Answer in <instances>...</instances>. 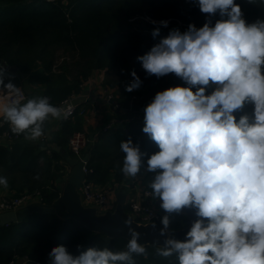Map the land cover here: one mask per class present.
I'll return each mask as SVG.
<instances>
[{
  "label": "clouds",
  "instance_id": "1",
  "mask_svg": "<svg viewBox=\"0 0 264 264\" xmlns=\"http://www.w3.org/2000/svg\"><path fill=\"white\" fill-rule=\"evenodd\" d=\"M196 2L206 14L202 27L173 29L137 57L148 76L174 74L182 84L158 91L143 109L142 132L158 150L149 154L131 138L122 140L120 171L133 179L142 169L152 174L149 194L164 213L158 231L163 243L153 244L157 256H175L178 264H264V19L248 22L236 0ZM151 35L160 36V28ZM6 75L0 65V126L7 124L12 134L46 139V122L71 114L47 96L26 98ZM131 76L129 93L143 83L135 71ZM0 186L8 188L7 177L0 176ZM188 214L193 219L178 239L173 220ZM124 223L130 238L123 250L77 245L74 254L59 245L48 253L49 264L147 258L141 233L130 219Z\"/></svg>",
  "mask_w": 264,
  "mask_h": 264
},
{
  "label": "trees",
  "instance_id": "2",
  "mask_svg": "<svg viewBox=\"0 0 264 264\" xmlns=\"http://www.w3.org/2000/svg\"><path fill=\"white\" fill-rule=\"evenodd\" d=\"M236 3L241 5L247 21L264 19L262 0ZM142 14L156 19L176 18L198 28L206 21L196 0H0V65L8 68L5 82L11 79L15 85L40 87L43 96L56 106L81 93L95 71L106 75L119 71L126 79L132 77V71H142L149 80L139 88L142 93L149 90L150 81L166 83V88L182 84L174 74L157 79L143 70L137 57L167 35L153 38L152 26L147 21L142 27L135 26L133 18ZM216 19L218 15L213 23ZM61 50L72 52L77 57L75 62L59 67ZM121 92L129 94L125 88ZM137 102L148 103L144 99ZM84 121V115L78 113L63 119L47 143L67 147L69 155L74 156L68 142L75 132L84 131ZM6 130L7 126L0 127V135ZM129 138L149 154L158 150L142 132L141 124H126L101 133L85 150L90 154L88 178L96 185L122 184L126 180L120 171L124 154L119 144ZM66 159L63 152L52 147L44 149L41 142L27 141L23 136L0 144V176L7 177V189L11 192L7 198L39 195L42 203L51 204L61 193L57 180L65 174ZM135 179L142 180L148 188L152 174L142 169L136 178H131ZM158 209L161 217L164 213L159 206ZM125 210L131 211L128 203ZM190 222L188 215L175 217L172 227L181 230ZM126 243L125 238L91 231L69 217L34 212L23 220L0 225V264H49L48 253L59 245L75 254L77 245L85 249L95 245L123 250ZM146 247L149 255L134 257L136 264H178L175 256H157L153 244Z\"/></svg>",
  "mask_w": 264,
  "mask_h": 264
},
{
  "label": "built area",
  "instance_id": "3",
  "mask_svg": "<svg viewBox=\"0 0 264 264\" xmlns=\"http://www.w3.org/2000/svg\"><path fill=\"white\" fill-rule=\"evenodd\" d=\"M8 69V68H6ZM23 90V89H22ZM25 97H31L32 95L23 90ZM97 97L106 101L111 108V117L109 121L93 136L88 138L84 131L75 132L68 142V148L74 154V157L82 159L86 154L85 148L88 143L94 144L101 133H107L112 129L118 128L126 124L137 123L143 125L144 107L146 105H138L140 97L136 93H132L130 101L124 103L120 100L116 90L109 86H104L101 92L97 94ZM58 107L70 108L71 114L68 116H74L75 114L86 115L87 108L85 105L79 104L76 99V95H72L65 101L61 102ZM250 111V109H249ZM2 126H9L3 124ZM0 126V127H2ZM1 138H6L9 142L16 140L19 136L13 135L9 130L4 131ZM46 139H41V143H47ZM49 148V147H48ZM47 148V149H48ZM86 166L84 167L85 172L90 174V171ZM126 190V203L129 204L131 211L130 213L136 216V221L143 224L152 222H160V211L155 206L153 199L150 196V190L146 188L142 180L135 179L131 181H124L122 184L114 183L111 186H99L91 181L88 177L83 180L80 190L84 197V203L86 205L96 206L99 212H105L108 209H112L116 205V191ZM40 201L39 195L26 194L19 198H5L0 202V210H12L17 209L28 203ZM40 264V263H37Z\"/></svg>",
  "mask_w": 264,
  "mask_h": 264
},
{
  "label": "water",
  "instance_id": "4",
  "mask_svg": "<svg viewBox=\"0 0 264 264\" xmlns=\"http://www.w3.org/2000/svg\"><path fill=\"white\" fill-rule=\"evenodd\" d=\"M34 95L43 96L39 92H34ZM43 148H48L45 142L43 143ZM53 149L64 153V157L67 158L66 161L71 168L59 197L51 204L34 201L17 209L2 210L0 211V225L23 220L31 216L34 212L44 214L56 213L63 219H68L69 217L80 222L91 231L104 233L111 238H125L128 240L130 238L128 226H126L124 222L130 219L132 222L131 227L141 233L140 243L145 245L154 244L157 240L159 243H163V237L158 236L159 228L162 227L160 222H155L157 228L154 230L151 227L153 222L148 224L139 223L136 221L137 218L135 215L125 210L127 199L125 189L116 194L117 199L115 207L105 212H99L96 206L86 205L83 202L80 187L83 180L90 175L84 170L86 162L90 160V154L86 153L82 159H79L70 156L62 146H53ZM188 217L190 220L193 219L191 214H188ZM188 227L177 230L175 233L176 238L183 239Z\"/></svg>",
  "mask_w": 264,
  "mask_h": 264
},
{
  "label": "crops",
  "instance_id": "5",
  "mask_svg": "<svg viewBox=\"0 0 264 264\" xmlns=\"http://www.w3.org/2000/svg\"><path fill=\"white\" fill-rule=\"evenodd\" d=\"M103 77H104L103 71H95L93 73V75L89 78L88 82L84 83L82 92L79 94H76L77 102L79 104L84 103L85 107L87 108V113H86V115H84V118H85L84 132L86 133V135L90 139L95 132L99 131L106 124V122L109 121V118L111 117V114H112L110 105L106 101L97 97V94L99 92H101V90L104 87L103 82H102ZM25 91L27 93L31 94L32 96L34 95V92H39L42 95L44 94L43 89L40 87H28V89ZM116 92L119 95L120 99H122V101L124 103H128L130 101V98L132 95L131 93L123 94L121 92V90H116ZM140 100H142V98H140L139 101ZM144 101H147V100H144ZM61 121L62 120H54L53 119V120L46 122L45 133H46V137L48 139H50L53 135V132L56 131L60 127ZM141 126L143 127V125H141ZM34 142H40V141H34ZM9 143L10 142L5 137L4 138L0 137V144H9ZM46 144L48 147H52V148H53V146H60V145L50 144V143H46ZM42 145H43V143H42ZM65 149H67V147H65ZM85 150H86V148H85ZM62 161H64V160H62ZM65 162H66L65 163V174H67V176H68L71 168H70V165L67 163L66 160H65ZM125 179H126L125 180L126 182H127V180L131 181V178H125ZM111 185H112V183L108 184L107 186H111ZM57 186H58V184H57ZM61 190H62V188H61ZM119 191H122V190H117L116 194ZM8 196H11L10 190L4 189L3 186H0V202L3 199L7 198ZM83 202H84V200H83ZM0 211H2V210H0Z\"/></svg>",
  "mask_w": 264,
  "mask_h": 264
},
{
  "label": "rangeland",
  "instance_id": "6",
  "mask_svg": "<svg viewBox=\"0 0 264 264\" xmlns=\"http://www.w3.org/2000/svg\"><path fill=\"white\" fill-rule=\"evenodd\" d=\"M134 20V24L135 26L142 27V23L144 21H147L148 23H150V25L152 26V29L159 27L160 28V36L161 35H167L169 33V31L173 30V29H179L181 32H184L187 30L188 27V23H185L179 19L176 18H168V19H156L151 17L150 15H138L135 18H133ZM152 21H155L156 23H152ZM160 21H168V26L167 27H163L160 25ZM248 22H253L252 20L248 21ZM76 56H73L72 52H67L64 50H61L58 54V66H62L63 64H65V62H68V64H73V62H75L76 60ZM58 68V67H57ZM73 69V68H72ZM137 75L140 77L142 83V86H145V84H147V81L149 82V80H147L146 78H144V74L142 73V71L138 72ZM26 79V78H25ZM133 79V77L126 79V75L122 74L119 71H114L112 73H110V75H106L104 74V77L102 79L103 85L104 86H109L110 88L114 89V90H121L123 88H125L126 84H128L131 80ZM151 82L152 86L150 88L149 86V90H147V92H139V89L134 90L133 93L139 94L140 98L147 100L148 103L151 102V100L153 99V97L155 96V94L158 91H162L164 89H166V83L163 82ZM18 87H21L23 90H27L28 86L27 85H17ZM148 103H146L145 105H147ZM41 142V141H40ZM68 176L67 174H64V176L60 177L57 180V184L60 188L63 187L64 183L66 182ZM155 206L158 208L159 204L158 202H154ZM17 264V263H15Z\"/></svg>",
  "mask_w": 264,
  "mask_h": 264
}]
</instances>
